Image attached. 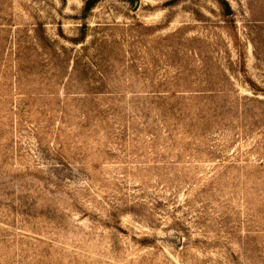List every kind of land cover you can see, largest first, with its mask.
<instances>
[{"label":"rangeland","instance_id":"374dc122","mask_svg":"<svg viewBox=\"0 0 264 264\" xmlns=\"http://www.w3.org/2000/svg\"><path fill=\"white\" fill-rule=\"evenodd\" d=\"M0 264H264V0H0Z\"/></svg>","mask_w":264,"mask_h":264},{"label":"trees","instance_id":"16d2710c","mask_svg":"<svg viewBox=\"0 0 264 264\" xmlns=\"http://www.w3.org/2000/svg\"><path fill=\"white\" fill-rule=\"evenodd\" d=\"M90 3H92V2H90Z\"/></svg>","mask_w":264,"mask_h":264}]
</instances>
